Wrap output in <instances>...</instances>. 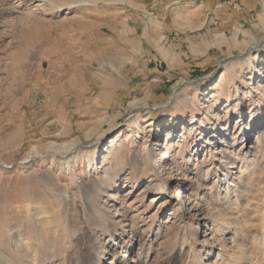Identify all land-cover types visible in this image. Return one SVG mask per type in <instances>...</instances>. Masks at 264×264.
Returning a JSON list of instances; mask_svg holds the SVG:
<instances>
[{
	"label": "rangeland",
	"instance_id": "1",
	"mask_svg": "<svg viewBox=\"0 0 264 264\" xmlns=\"http://www.w3.org/2000/svg\"><path fill=\"white\" fill-rule=\"evenodd\" d=\"M127 1L0 0V264H264V17L90 125L69 104L142 56L129 27L186 28Z\"/></svg>",
	"mask_w": 264,
	"mask_h": 264
},
{
	"label": "crops",
	"instance_id": "2",
	"mask_svg": "<svg viewBox=\"0 0 264 264\" xmlns=\"http://www.w3.org/2000/svg\"><path fill=\"white\" fill-rule=\"evenodd\" d=\"M127 2L134 8L131 15L135 20L139 19L140 12L146 13L148 10L156 13L160 19H172L179 8L177 3L188 2V12L183 13L179 8V12L188 18L185 25L182 24L186 28L181 30L173 24L165 27L150 22L129 27L128 32L133 34L124 37L126 44L134 45L137 42L141 46L142 56H128L112 64L110 70L96 71L94 84L85 85L88 94L84 103L80 105L78 101L69 104L72 111H82L81 114L86 115L82 121L90 122V125L96 122L103 124L119 110L139 108L152 100L164 98L175 77L185 74L189 66L213 62L217 48L222 49L225 42L229 45L251 38L254 22L264 17V0ZM215 38L222 41L217 42L220 47L214 45ZM188 44L193 51L188 49Z\"/></svg>",
	"mask_w": 264,
	"mask_h": 264
},
{
	"label": "bare ground",
	"instance_id": "3",
	"mask_svg": "<svg viewBox=\"0 0 264 264\" xmlns=\"http://www.w3.org/2000/svg\"><path fill=\"white\" fill-rule=\"evenodd\" d=\"M264 40V39H263ZM51 151H53V155L54 154H58V155H62V156H64L67 152H69V151H67V152H65V153H63V154H59V153H56V152H58V150L56 149V148H52V150ZM56 151V152H55ZM30 159H32L31 157L30 158H23V159H21V161H20V163H25V162H27V161H29Z\"/></svg>",
	"mask_w": 264,
	"mask_h": 264
}]
</instances>
